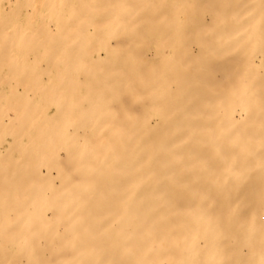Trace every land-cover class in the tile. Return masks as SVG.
Here are the masks:
<instances>
[{
	"label": "bare ground",
	"instance_id": "bare-ground-1",
	"mask_svg": "<svg viewBox=\"0 0 264 264\" xmlns=\"http://www.w3.org/2000/svg\"><path fill=\"white\" fill-rule=\"evenodd\" d=\"M175 4L0 0V264H164L178 246L198 253L190 243L229 223L224 209L204 207L209 191L230 209L258 203L264 188L253 183L264 173L252 171L264 165V75H257L264 68V0L218 6L187 30L202 46L199 61L185 69L201 68L205 56L227 61L219 51L244 56L238 68L248 71L234 75L246 79L230 81L229 73L238 87L224 85L217 97L206 89L221 77L206 85L205 69L180 77L173 64L169 84L176 87L167 91L148 88L151 68L118 60L126 31L138 22L145 38L161 20L171 25L157 14H181ZM211 26L221 33L209 42ZM156 35L158 51L145 60L170 65L176 56L164 49L177 39ZM251 37L257 47L243 44ZM82 82L87 88L77 92Z\"/></svg>",
	"mask_w": 264,
	"mask_h": 264
},
{
	"label": "rangeland",
	"instance_id": "rangeland-1",
	"mask_svg": "<svg viewBox=\"0 0 264 264\" xmlns=\"http://www.w3.org/2000/svg\"><path fill=\"white\" fill-rule=\"evenodd\" d=\"M172 1L173 0H171V2ZM175 2L176 4L172 9L176 10V13L181 14L170 16L165 15L164 13H155L157 15H164L166 19H171V25H168L169 20H161L157 23L156 31H154V29L150 27L149 29H147L148 31L146 33L148 36H144L145 38H142L141 35H139V33L142 32L139 31L138 28H140V26L138 27V25L143 26V24H139L138 22H136L133 25L134 27H132L130 31H126V33L123 34L122 40L125 45L118 48V60L121 63L125 64L124 66H126L127 64L128 67L138 65L137 68L142 70H145V66L151 68L150 70L153 71V77L150 78V81L148 83V88L150 89L161 87L164 90L169 91V88L172 89L176 87V85L170 87L169 84L171 82L170 79L173 64L175 66L178 65V67L180 64L179 68L181 69V71L178 69L180 77H182V73L184 74L185 72H198L201 70V68L205 69V71L207 72L203 74L204 78L201 79L206 83V85L210 84V82H214V79L216 78L215 75L218 74L221 77V79L219 80L220 82L216 85L214 84L212 88L207 87L208 89H206L208 91H215V97L219 95L218 91H220L224 85H229V89H227V91L237 88L238 85L236 82L228 83L229 73H232L234 77L230 79V81H242L245 80L246 77H235L234 73L241 76L248 70H245L242 67L238 68V64L239 62H243L244 56L240 54L238 56H234L235 52H233L232 50L227 52H218L217 57L227 59V61L225 62H223V60L219 61L216 57L212 58L211 56L207 58V56H205L200 58V60L203 61L200 64L201 68L185 69V67L189 66L190 64L194 65L197 61H199L198 59L195 61L194 57L198 55L199 50L202 46H200V43H198L199 41H197L196 36L193 37V39L190 38L191 35L188 34L191 33L187 32L188 28H194V25H197L198 22L200 23L203 18H210L209 15L211 11L216 7L218 8V6H225L224 8H232L237 5L239 0H175ZM142 5L144 8L146 7V4ZM6 7L10 8L8 4L6 5ZM145 25L149 26L150 22H145ZM158 31L169 33L170 35L168 37H171L173 35V39H177V42L175 40L169 42L167 48H165L164 51L169 56H176L178 62H173L174 60H176L174 59L171 60L173 63L171 62L170 65L168 62L165 64L161 63L162 66L159 65L152 67L150 64H148L149 62L145 60L146 56H152L158 51V39L156 35ZM219 33H221V31L218 27L211 26L210 30H208V33H205V35L207 40L211 42V40H214ZM103 38H106V36ZM244 43L248 46L253 44L257 47L256 37H251V39L243 42V44ZM258 48L260 49V46ZM44 63L45 61H43V64ZM85 63L87 62L85 61ZM184 64H186L185 67H183ZM216 65L220 66V70L218 71L215 69V71L217 72L212 71V66ZM236 65L237 67L236 69H234L233 67H235ZM208 67L210 68V70ZM258 71L259 72H257V75H264V68H261ZM199 78L200 77H198V79ZM28 82L30 81H26V83ZM23 84V82H20V84L14 85L18 88L19 94H21L23 91ZM61 84L63 85V83ZM87 85L88 84L86 82H82L79 86H77V92H81L83 89H86ZM205 97L208 100L211 95L206 94ZM87 98V94H84V100ZM24 101H26V99ZM236 117H240V112L236 113ZM157 119L158 117L155 116L151 121L156 122ZM104 133L105 132L98 133L97 137L102 138ZM58 153L62 157H65L67 155V151L64 148L59 149ZM67 166L72 167V165L69 163H67ZM235 166V164H231L226 170H232L235 168ZM263 171L264 165L256 167L255 172L252 171V174L254 175L256 173L259 175L261 172L264 173ZM226 180V182L230 184V186L234 187L236 180H231V177H227ZM254 181L256 182H254L253 185H258L262 189L264 188V180H262V178L255 179ZM205 185H208V183ZM214 185L216 184L213 183L211 186ZM248 186L251 187V184ZM25 188H27L26 184L24 185L23 191L25 190ZM261 193L262 194L258 196V203L250 207L249 205L240 206L239 204H235L230 209L224 205L222 206L220 202L214 201V199L217 197L216 192L212 190L209 191L207 195L203 196V198L205 197V200H208L207 202L205 201L204 207H206L207 209H224L223 214H225L229 223H227L225 228L221 229V231L217 230V232H215L216 230H212L207 233V235H204L205 237L201 238L198 244L190 243V246L196 245L199 248L198 253L191 251V249L184 250L183 247L178 246L177 248H173L172 252L175 253L173 256H171L170 259L164 258V264H209L210 262H214V264H254L256 263L255 261L262 264V261H264V192ZM256 196L252 195L249 197L254 200ZM191 198L194 201L198 200V197L192 196ZM43 209L48 214V217L52 218V208H50L48 205H43ZM194 230L197 231L198 229ZM242 244L246 245L242 246ZM240 246L244 250H246V252H238ZM248 246L251 248H253L254 246H258L259 250L258 252L248 251L250 249ZM232 248H235L234 250L236 251H227ZM209 252H215L217 258L215 260H210L208 256Z\"/></svg>",
	"mask_w": 264,
	"mask_h": 264
}]
</instances>
